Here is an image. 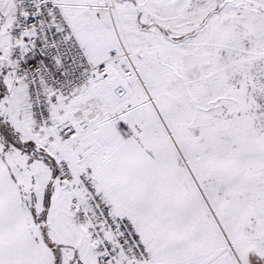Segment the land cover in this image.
<instances>
[{"label": "snow or ice", "instance_id": "obj_1", "mask_svg": "<svg viewBox=\"0 0 264 264\" xmlns=\"http://www.w3.org/2000/svg\"><path fill=\"white\" fill-rule=\"evenodd\" d=\"M0 264H264V0H0Z\"/></svg>", "mask_w": 264, "mask_h": 264}]
</instances>
